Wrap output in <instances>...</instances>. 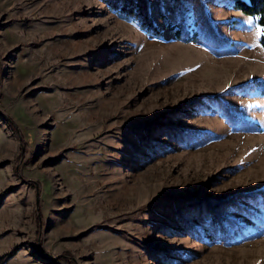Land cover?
<instances>
[{
    "label": "rangeland",
    "instance_id": "374dc122",
    "mask_svg": "<svg viewBox=\"0 0 264 264\" xmlns=\"http://www.w3.org/2000/svg\"><path fill=\"white\" fill-rule=\"evenodd\" d=\"M249 18L232 0H0V264H264Z\"/></svg>",
    "mask_w": 264,
    "mask_h": 264
},
{
    "label": "trees",
    "instance_id": "16d2710c",
    "mask_svg": "<svg viewBox=\"0 0 264 264\" xmlns=\"http://www.w3.org/2000/svg\"><path fill=\"white\" fill-rule=\"evenodd\" d=\"M232 5L243 13L253 16L260 27L264 26V0H232ZM148 17L145 18V21L149 29L154 34H162V29ZM171 25L169 24V27H172ZM259 40L264 46V35H260Z\"/></svg>",
    "mask_w": 264,
    "mask_h": 264
},
{
    "label": "snow or ice",
    "instance_id": "6c2138e0",
    "mask_svg": "<svg viewBox=\"0 0 264 264\" xmlns=\"http://www.w3.org/2000/svg\"><path fill=\"white\" fill-rule=\"evenodd\" d=\"M247 23L254 25V19L253 18H249ZM254 27H255V25H254ZM256 32H257L258 35H264V26L256 28Z\"/></svg>",
    "mask_w": 264,
    "mask_h": 264
},
{
    "label": "crops",
    "instance_id": "0c3cea01",
    "mask_svg": "<svg viewBox=\"0 0 264 264\" xmlns=\"http://www.w3.org/2000/svg\"><path fill=\"white\" fill-rule=\"evenodd\" d=\"M248 15V14H247ZM253 17V16H252ZM254 18V17H253ZM254 20H255V18H254ZM256 21V20H255Z\"/></svg>",
    "mask_w": 264,
    "mask_h": 264
}]
</instances>
